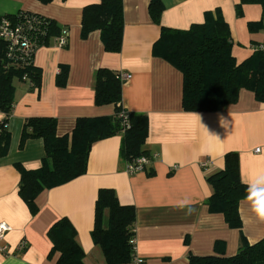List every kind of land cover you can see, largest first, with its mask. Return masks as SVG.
I'll list each match as a JSON object with an SVG mask.
<instances>
[{"label": "crops", "instance_id": "obj_1", "mask_svg": "<svg viewBox=\"0 0 264 264\" xmlns=\"http://www.w3.org/2000/svg\"><path fill=\"white\" fill-rule=\"evenodd\" d=\"M96 3L0 0V17L29 13L67 30L64 49L54 45V37L34 52L33 65L41 71L39 88H32L28 80L15 82L11 112L8 117L0 112V124L6 120L9 135L6 153H0V223L10 228L1 242L6 254L0 253V264H57L58 255L49 257L52 244L47 233L63 218L75 229L84 264H104L91 238L101 189L113 190L122 206L134 207L135 253L146 264H188L190 256L233 257L241 237L249 245L264 239V222L256 217L249 200L239 203L240 230L229 228L222 215L209 213L205 205L212 194L207 178L223 169L227 153L237 154L243 185L249 186L250 179L264 171V103L241 90L236 104L218 112H185L181 72L153 54L162 27L187 30L202 24L206 14H220L230 31L231 55L241 64L264 45V29L248 30L249 24L261 21L264 8L245 5L238 18L239 0H161L163 12L157 25L148 13L150 0H122L121 50L108 53L98 31L81 37L82 11ZM62 67L67 76L61 87L57 77ZM99 69L131 75L122 84L121 107L146 116L143 149L156 157L143 172L128 175L127 164L119 157L122 136L100 141L89 152L85 175L41 192L33 214L19 196L18 168L40 169L44 149L41 140H27L20 148L23 123L30 118H53L57 136L63 137L70 135L79 118L112 116L115 106L94 104ZM221 117L226 120L224 127ZM256 149L260 152L255 153ZM21 242L26 247L18 250Z\"/></svg>", "mask_w": 264, "mask_h": 264}, {"label": "trees", "instance_id": "obj_2", "mask_svg": "<svg viewBox=\"0 0 264 264\" xmlns=\"http://www.w3.org/2000/svg\"><path fill=\"white\" fill-rule=\"evenodd\" d=\"M48 5L54 0H38ZM65 1V0H62ZM245 5H259L264 0H239L235 6L236 16H242ZM163 6L161 0H150L148 13L153 23L159 25ZM12 24L26 19H35L37 28L32 36L41 46L59 35L56 23L29 13L4 16ZM264 29V16L259 23L248 25L250 32ZM98 31L104 50L119 53L123 34L122 0H97L85 7L81 17V37ZM231 36L220 14H206L202 24L192 25L187 30L161 28L160 37L153 46V54L181 72L182 109L188 113H214L237 103L239 92L253 93L257 102L264 103V51L254 54L241 64H236L231 55ZM17 51H10L8 43L0 39V112L9 116L14 103V83L29 81L32 88H39L41 71L34 67L33 58L22 59ZM67 69L62 67L57 85L64 86ZM122 83L118 74L99 69L94 78V104L97 107L113 105L115 113L109 117L79 118L70 135L58 137L53 118H30L23 123L20 148L27 140L43 142L44 159L36 171L20 173L19 196L31 213L38 209L35 199L44 190H50L85 175L87 160L92 146L100 141L121 135L119 157L132 164L140 157H148L143 149L148 134L145 115L128 113L121 107ZM127 114V125L120 115ZM6 120L0 127V153L5 154L9 142ZM207 183L212 190L205 202L209 213L219 214L227 226L240 230L239 203L248 200V187L239 179L236 153L224 156V167L210 175ZM107 225L103 226V217ZM135 209L122 206L113 190L101 189L97 194L94 211V227L91 238L100 249L104 264H129L133 254ZM52 244L49 257L58 255L57 264H84V253L76 241V232L69 220L63 218L48 230ZM188 264H264V239L254 245L240 238V246L233 257H189Z\"/></svg>", "mask_w": 264, "mask_h": 264}, {"label": "built area", "instance_id": "obj_3", "mask_svg": "<svg viewBox=\"0 0 264 264\" xmlns=\"http://www.w3.org/2000/svg\"><path fill=\"white\" fill-rule=\"evenodd\" d=\"M37 22L35 19H26L22 25L12 24L4 16L0 17V39L8 43L10 51H17L23 56L22 59L32 57L34 52L40 46L37 44L35 39L32 36V30L37 28ZM54 45L59 49H64L67 46V30L61 29L59 35L54 39ZM264 51V45H260L256 50ZM118 78L122 84L128 82L131 79V75L125 73H119ZM120 118L123 120V124L127 125V114L122 113ZM2 128L0 127V134ZM260 149H256L255 153H259ZM156 156L140 157L132 164H127L126 173L128 175H134L139 172H143L146 167H148ZM205 167V165H203ZM10 231V228L4 224L0 223V253L6 254V247L1 245V242L4 239L6 233ZM133 246V254L129 264H146V262L139 258L135 253V240L134 238L131 241ZM26 247V242H21L18 245V250Z\"/></svg>", "mask_w": 264, "mask_h": 264}, {"label": "clouds", "instance_id": "obj_4", "mask_svg": "<svg viewBox=\"0 0 264 264\" xmlns=\"http://www.w3.org/2000/svg\"><path fill=\"white\" fill-rule=\"evenodd\" d=\"M224 122L226 120L221 117V127H224ZM248 183L247 199L251 202V208L256 217L264 222V171L257 173Z\"/></svg>", "mask_w": 264, "mask_h": 264}]
</instances>
